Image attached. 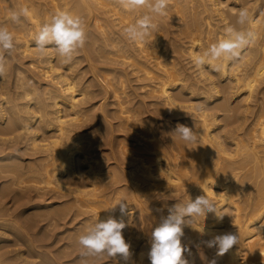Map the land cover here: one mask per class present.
Returning a JSON list of instances; mask_svg holds the SVG:
<instances>
[{
	"label": "bare ground",
	"instance_id": "6f19581e",
	"mask_svg": "<svg viewBox=\"0 0 264 264\" xmlns=\"http://www.w3.org/2000/svg\"><path fill=\"white\" fill-rule=\"evenodd\" d=\"M255 1L249 2L255 4ZM225 2L227 0H170L168 15L156 19L158 29L146 43L134 44L125 39L123 29L133 23L143 10H124L117 0H0V24L7 25L13 32L16 48L21 53L35 55L31 64L40 76L50 82L43 87V93L37 95L32 81L28 80L33 78H22V69L17 70L13 82L15 91L10 89L13 91L11 93L4 81L8 70L0 75L2 132L7 128L10 133L16 131L18 135H24L30 141L27 142L32 150L30 152H40L37 158L39 162H36V157L35 161L31 158L33 162L28 161L30 165L27 167L22 166L21 161L18 163L17 159L13 160L11 153L0 155V176L4 177V173H7L6 177L11 176V180L8 179L11 188L15 190L14 196L17 193L20 200L22 197L24 200V191L29 184L33 188L31 190L38 194L42 190H56V193L68 190L74 195L75 203H82V208L86 204L83 210L91 211L94 219L98 215L101 220L109 216L119 219V207L115 210L110 208L117 200H125L129 215L124 216L127 227L123 229V235L130 244L132 254L128 264H150L148 254L151 234L159 223L160 215H167V208L175 203H186L189 197L195 199L207 194L224 216L218 221L210 213L206 218H197L190 227H185L181 242L190 249L184 253L189 264H208L213 258L217 264H264V16L253 14L257 3L253 4V8L241 7L243 4L240 3L241 6L237 8L234 2L223 5ZM21 8H27L29 15L22 16V23L15 24L10 20V14ZM241 8L249 10L251 21L245 27L255 33V40L243 50L238 61L224 65L221 71H214L208 66L196 70L191 56L221 38L226 26L235 25L236 14ZM60 10L71 11L83 18L87 40L80 50H87L88 46L116 60L115 63L107 57L111 61L106 58V63L116 65L118 60L121 67L117 69L113 65L114 68L109 67V70L102 67L105 72L98 77L95 73L97 66H93L94 61L91 60L88 65L93 80L88 81L89 84H84L85 81L81 84L77 79L79 74L74 73L72 62L60 63L62 65L54 63L50 47L47 54L41 56L32 37L43 22ZM201 12L209 15L204 16ZM199 13L204 16V20H197L196 15ZM214 15L217 16L218 25L212 23ZM91 24L95 31H87L92 27ZM183 55L189 58L190 70L188 67L185 69L179 60V56ZM125 65L137 74L138 86L144 88L141 89L142 94H138L140 97H148V101L143 98L138 100V95L127 90L129 76L133 73L129 75ZM243 89H246L243 99V93L240 97L238 95L241 102L234 101L240 103L237 116H240L241 111L243 115L247 114L257 103L258 109L262 107L258 114L255 112L257 117L254 122L249 119L253 124L250 125V131L246 127L248 130L245 132L250 133H245L248 137L238 133L236 125L226 130L229 125L236 124L233 120L228 126L227 122L222 123L227 128L218 123L223 119L226 121L225 118L230 116L224 113L229 116L222 118L225 115L219 112H229L234 108L229 98L234 93L243 92ZM95 98L98 100L93 102ZM93 108L97 112L91 117ZM250 112L253 113V110ZM34 114L37 115L35 118L39 128H46V131L56 127L53 139L45 141V144H39L40 140L33 137L34 132L29 123ZM165 114L176 117L185 115L177 118V124L194 126L201 133L198 143L189 144L175 137L172 132L177 124L163 119ZM160 116L162 120L157 121ZM240 118L242 122L245 120ZM236 119L238 122V118L234 121ZM1 120H5L6 124ZM157 122H161V126ZM242 122L237 123L238 127ZM81 127L84 128L76 131V128ZM116 131L119 133L114 135ZM105 144L108 145L110 156L104 154L107 151ZM107 155L112 163L105 167L102 162L106 159H102L104 156L108 158ZM75 173L85 181L83 189L70 190L67 185L64 186L67 180L65 176H73ZM157 208L163 212H156ZM5 210V215L10 214ZM5 215L0 213V239L4 238L8 227L21 228L18 225L21 216L6 218ZM29 217L23 220L30 226L33 218L32 215L31 220ZM203 226L206 234L202 235L197 230ZM226 232L237 235L238 244L223 256H216V248L203 245L202 241L210 239L213 234ZM141 237L144 246L136 243L135 247V242ZM27 239L24 240L25 244L34 250L31 239ZM14 252L12 257L15 256L17 260L22 257L20 249ZM1 257L0 264H4ZM117 258L118 264H124L123 260ZM22 261L26 262L25 259ZM14 264H19V260Z\"/></svg>",
	"mask_w": 264,
	"mask_h": 264
},
{
	"label": "clouds",
	"instance_id": "9594fccd",
	"mask_svg": "<svg viewBox=\"0 0 264 264\" xmlns=\"http://www.w3.org/2000/svg\"><path fill=\"white\" fill-rule=\"evenodd\" d=\"M118 5L130 12H140L133 23L123 29V36L134 44H144L158 29L156 19L166 17L170 0H117ZM29 10L21 8L10 14V20L15 24L22 23L21 17H27ZM251 21L249 10L241 8L236 14L235 25H228L224 35L216 42L210 43L202 52L191 56V62L196 70L205 66L214 71H221L224 65L238 61L243 50L255 40V33L245 27ZM35 47L41 56L47 54L48 47L55 45V53L64 64L71 63L80 49L84 48L87 40L86 24L82 17L68 10L55 12L43 22L32 37ZM13 32L9 27L0 24V75L6 70L7 57L15 50ZM172 134L180 140L197 144L201 133L185 124H177ZM119 207L120 218L109 216L101 220L98 215L84 231L78 235L77 243L81 248V264H89L87 257L106 255L110 258L119 257L128 264L131 259L130 244L126 242L123 229L127 227L124 216L129 215L128 203L117 200L110 208ZM162 213V209H155ZM214 214L219 221L223 219L217 204L207 195L202 194L195 199L188 198L186 203H175L167 208V215H160L159 223L151 234L149 251L150 264H189L184 257L190 249L182 244L185 227H190L197 218ZM264 227V225H262ZM206 234L204 226L198 229ZM207 248H216V256H223L234 245L238 244V236L232 233L213 234L210 239L202 241ZM208 264H217L215 258Z\"/></svg>",
	"mask_w": 264,
	"mask_h": 264
},
{
	"label": "rangeland",
	"instance_id": "374dc122",
	"mask_svg": "<svg viewBox=\"0 0 264 264\" xmlns=\"http://www.w3.org/2000/svg\"><path fill=\"white\" fill-rule=\"evenodd\" d=\"M235 1L234 0H227V2H225V4H223V5H226L228 3L233 4V2H234L235 5H237V8L240 7L241 4H243L241 7H246L247 8V7H250L251 6L250 8H253L254 5L257 3V5L255 6V9L253 10L254 11L253 14L256 15V16L258 15L257 17H259V16L260 17L261 16L263 17L264 16V7H263L264 0H261V2L263 1V3L259 2L260 0H258V1L256 0L257 2L255 1V4L253 2L254 5L252 4V2H249V1H254V0H242V1L241 0H235ZM244 1H246V2H244ZM245 3H247L246 4L247 6L246 5L244 6ZM258 4H260V5H258ZM257 6L259 8H257L258 10L256 11V7ZM260 8H262V9H260ZM259 10H261V12ZM16 12H18V11H16ZM201 13H203L204 16H208L209 15V14L204 13V12H201ZM201 13H199V15L198 14L196 15V17L198 18V19L196 18L197 20H200V19L201 20H204L203 19L204 16ZM205 14H207V15H205ZM213 19H214V21H213ZM216 19H217V16L214 15L212 17V23L217 24V20ZM263 20H264V17H263ZM90 26H92V27H89L87 29V31L92 32L93 29L95 31V28L93 27V24H91ZM14 43H15V40H14ZM49 47H50V50L52 51V57H51V59L52 60H55L53 62L54 63H59V64L60 63H63V62H61V59L59 57H57L58 55L55 53V45H52V46H49ZM86 47H87L86 48L87 50H84V51L79 50L78 55H76L74 57V59L72 60V65H74V67H73L74 73L75 74L76 73L79 74V75H77V74L76 75H77V79L80 80V83L81 84L84 81H85L84 84H89L88 81L90 82V80L91 81L93 80L92 79V76H91L92 75L91 68H90V65H88L91 62V60L94 61V62H92L93 66H95V65L97 66L96 67L97 70L95 71V73H96V75L98 74L97 75L98 77H100V75H103L104 74L105 69H108L109 70L110 69L109 67H111V69H113L114 66L116 68L117 67H119V68L121 67V63L120 62L118 63V60H117V64L116 65L113 64V63L110 64L111 62L110 63L109 62H107V63L105 62L108 59V61H111L112 60V62H115L116 63V60L115 59L113 61V59H112L113 57L112 56L110 57L109 55L108 56L106 55V57H105L104 55H101L100 53H97L96 51H94L95 49L92 50L88 46H86ZM96 47H97V45H96ZM21 52L22 51L20 49L18 50V48H15V50L11 53V55L7 57L6 69L8 70V74H7V77L4 78L5 84L7 82V84H6L7 86L6 87L9 90L12 89V90L15 91L14 84H13L14 79L17 76L15 73H16L17 70H21L22 69L21 70L22 73H21L20 76L22 78L25 77L27 79L30 78V77H32L33 80L31 78L28 79V80L30 82L32 81L33 86L35 87V90L37 92V95H41L43 93L44 89H45V88H43V87H45V84L50 83V82L48 80H46V78H43L42 76H40L39 73L36 71L35 66L31 64L30 61L35 58L34 57L35 55L34 56H30V55H27V54H24V53H21ZM86 52H88V54ZM99 55L100 56H103L104 58H101ZM89 57L91 58L90 60H88ZM107 57L111 58V60L109 58H107ZM185 57H184V55L183 56H179V60L181 61V64L185 67V69L187 67L189 69V67H190L189 58L188 57L185 58ZM108 64H110L112 66H109ZM119 64H120V66H117ZM60 65H62V64H60ZM107 66H108V68H106ZM102 67H105V69L103 68L104 69L103 70ZM125 67H126V65H125ZM119 68H117V69H119ZM126 69L128 70L129 75H130V73L131 74L133 73L132 75L134 76L133 77L132 75H130V76L128 75L129 76V79H128V84H127V90L130 89V90L133 91V93L135 95H138V96H136L138 98V100H140V99L143 98L144 100H147L148 101V99H149L148 97H140V94H138L139 92L141 93L142 92L141 89H144V88H140L138 86L139 79L138 80L136 79L137 78L136 77L137 74L135 75V72H131V70H130L129 67L128 68L126 67ZM188 69H187V71L190 70V69L189 70ZM45 81H46V83H45ZM1 82H3V81L1 80ZM8 82H9V84H8ZM224 82H226L225 79H224ZM91 87H93V85ZM12 90H10L11 93L13 92ZM221 94H222V92L219 93L218 95H221ZM241 94H242V97L241 98L243 99V95L246 94V89H243V92L234 93V95L229 98V100L231 99L230 100V103L232 104L231 107L232 108L234 107L235 109L233 108L234 110L231 109V111H229V112H219L220 115H222L224 113H227V114L230 115L229 116L227 114H224L225 116L222 117V118H225L226 115L229 116L230 118L229 117L228 118L226 117L227 118V119L225 118L226 121H224V119L223 120H220V119H222V118H220L219 120L222 121V122H218V123L220 125H223V124H225L227 122V126H228V124H231L233 122H236V124L233 123L234 125L233 124H231V126L229 125V128L226 129V130H230V128H233V126L236 125L237 127L236 126L235 127L238 128V130H239L238 133H241L245 137H248V136L245 135V133H246L245 131H247L248 129L250 131V128H251L250 125L253 124L254 119H256L257 114L262 110V107L260 109L257 108V105L259 103H257L256 106H253L251 108V110H253V113L250 112L251 110L247 112V114H251V116L250 115L247 116V114H244L243 115V112L241 111L240 116L243 119L245 118V120H243V122L240 121L242 119L240 118L239 115H238L239 117L237 116V113L240 112L239 109H238L239 108L238 105H240V103L239 102H236L235 103L234 101L235 100L236 101H240L239 99H241V98L238 99V95L240 97ZM99 97L100 96H98V99H99ZM235 97H237V99H235ZM98 99L95 98V99H92V101L95 102ZM254 101H252V103ZM232 102H234L235 104L232 103ZM31 108H33V105H31ZM96 112H97V110L95 108H93L91 110V117L94 116V114H96ZM232 112L234 114L236 112V114H235L236 116L233 115ZM166 114H168V113H166ZM166 114L162 118L163 119H166V120H170V121L172 120V122H173L172 124H174V123L177 124L178 119H180L182 117H186L185 115L184 116H182V115H179L178 116L177 115L178 117H176L175 115H173V116L171 115L170 116V115H166ZM231 116L233 117V119H231L232 118ZM234 116H235V118H238V122L239 123L242 122V124H241L242 126L239 125L240 128L238 127V124L239 123L237 122V119L234 121V119H235ZM35 117H37V115L35 116V114H34V117L31 118L30 123H29V126H31V129L34 132L33 133L34 134L33 137H36L38 141L40 140L39 144H41V143L42 144L43 143L45 144L46 142H48L47 140H49V141L51 140L50 138L53 139V136L52 135L54 134L53 132L55 131V128L56 127L53 126L50 130H46L47 131L46 132L45 131L46 128H44V129L43 128H39V123L37 122V119ZM248 117H250V118H248ZM162 118H161V116L158 117V120L157 121L162 120ZM228 119H231V120H228ZM247 119L248 120L250 119L253 122L250 123L251 121L250 120L248 121ZM232 120H233V122H232ZM4 121L5 120H1V122H4ZM95 121H96V119H95ZM230 121H231V123H230ZM113 122L114 123L116 122L115 119L113 120ZM245 122H246V124H245ZM157 123H159V124H157L159 126H161V124H162L161 122H157ZM33 124L35 125V129L36 130L34 129V125ZM36 125H37L38 128H36ZM223 126H224V128L225 127L227 128L226 125H223ZM241 127H242V130H240ZM246 127L248 129H246ZM83 128L84 127L76 128V131L77 130H82ZM6 129L7 128H5V132H2L4 130H1V128H0V145H1L0 147H2L1 149H4V151L0 149V152L2 151L0 153V155H4L6 152L8 154L11 153L10 154V157L12 156L11 158L13 160L14 159L15 160L16 159L19 160L18 163L21 161L20 163L22 164V166L24 165L26 167L28 165H30L31 162L35 161V159L37 160V158L40 157V152H36V153L30 152L32 150L29 148V146H28L29 144H27V142L29 141L27 137H24V135H22L23 136V138H22V136L18 135V133L16 131L14 133L13 132L10 133ZM249 131L246 133L247 135L248 134L250 135ZM46 133H47V135H46ZM113 133L115 135L116 133H119V132L116 131V132H113ZM48 134H49V136H48ZM50 135L52 137H50ZM26 146H28V147H26ZM105 146H106V144H105ZM25 147L28 150L29 149L30 150L28 151ZM105 149L107 151H105L104 154L107 153L109 155L108 145L105 147ZM32 155H34V157ZM108 155H107L108 158H106V156H104L105 158L102 159V161L104 159H106V160H104L105 163L102 162L105 167L107 165H109L110 163H112V160H109L110 159V157H109L110 155L109 156ZM17 156H18V158H17ZM31 158H33V159L35 158V159L33 160ZM30 160H33V161H30ZM25 161L26 162L29 161L30 163L28 162V164H25L26 163ZM36 162H39V160H37ZM6 163H9V161L6 162ZM6 174L4 173V177H3V175L0 176V190L2 191V192H0V206H2V207H0V210H1L0 213L1 214L3 213L5 215V212H4L5 209L4 208H6V210H5L6 213H9L10 212V214H8V215L6 214L5 215L6 218H8V217L10 218V217H13V216L16 215L19 218H20V216H21V218L24 217V218H22V220H23V219H26V216H30L31 217V215H32L31 219L32 218L33 219H32V221H30V224L32 223L30 226L28 225L29 223L28 224L25 223L26 221L24 222V220L22 221L21 218H20L18 220V225L21 228L18 229V227H15L16 228V230H15V228L13 229V226H12V227H10V228L8 227L6 229L4 238L3 239H0L1 240L0 241V254L3 255V256L0 255V257L2 256L1 257V260L4 259V262H2V263H4V264H14V263H18V260H19V264H22V262L24 264H30V262H31V264H81V260H82V257H81V248H80V246L77 243V237H78L79 234H81L84 231V229L90 223H92V222L95 221V219L92 217V215L94 216V214L91 213V211H86V209L83 210V208H86L87 207V206L84 207L86 204H84L83 205V208H82L81 207L82 206L81 205L82 203L80 205H78V203H75V201H74V195L72 194L71 191H68V190H66V192L65 191H63V192L62 191H60V192L58 191V193H56V190H54L55 192L52 191V190H50V191L42 190L38 194L37 191L34 190L35 191L34 192L33 190H31L33 188L30 187L31 184H29V183H28L29 185L27 186L28 188H26V190L24 191L25 192V196L24 197L27 198V199L24 198V200H26L25 202H27V203L25 204L24 200L22 199L23 197L20 200V197H18V194L16 193V197L19 198L18 201L20 200V202H18L17 201V198L14 196L15 190H13V188H11V184L9 183V179L11 180V176L10 175H7V177H6ZM32 176L33 175H31V177ZM29 177H30V174H29ZM65 177L67 178V180L65 179V185L64 186L67 185L66 187L68 189L73 190V188H77V189H83L84 188V185H85L84 182L85 181H83L81 178H79V174L78 173H75L73 176H68V177L65 176ZM7 184L10 185V186H8ZM86 189H88V187H86ZM106 191H108V188L106 189ZM13 197L16 198V199L14 200ZM18 205H20L21 207H19ZM14 206H16V207H14ZM13 208H16V210H14ZM87 210H90V209L87 208ZM11 211H12V213H11ZM25 214H26V216H25ZM30 217H29V219H30ZM20 220L22 221V224H21V221ZM33 220H35V221H33ZM37 221H38V223H37ZM33 223L35 225H33ZM26 226L27 227L29 226L28 228H30V229H28ZM31 228H33V229H31ZM15 231H18V232L16 233ZM27 231H28V233H27ZM9 232H12V233H9ZM24 234H25V236L28 237V239H31L32 245L34 246V250H31L29 248V246L27 245V243L25 244L26 241H24V240H26L27 237H25ZM135 237H137V236H135ZM142 238L143 237H141V239H139L137 242H135V247H137V245L144 246V242L142 241ZM135 239L136 238H134V236H133V241H135ZM17 240L19 242L21 241L20 243H23V244L18 245L20 243H18ZM14 242L15 243L17 242V244H15ZM136 243H138V244L136 245ZM2 246H4V247H2ZM1 247H2V249H1ZM6 249H7V251H6ZM14 249L15 250L16 249H20V251L23 254L26 252L24 255H26L27 258H29V261L26 258V256L25 257L23 256V254H22V257L21 258L23 260L25 259L26 262L25 261H22L21 258L20 259L18 258V260H17V258L15 256L12 257V255L15 254V252H14L15 250ZM2 251H4V252H2ZM10 251H11V253L9 254ZM4 254H6V255H4ZM7 255H8V257H7ZM33 256L35 257V259H34ZM4 257L6 259H8V258H10V259L6 260ZM115 258H110V257H108L106 255H102V256H96V257H87L86 259H88L89 264H118V260H117L118 258L117 257H115ZM15 259H16V261H15ZM52 261H54V262H52Z\"/></svg>",
	"mask_w": 264,
	"mask_h": 264
}]
</instances>
